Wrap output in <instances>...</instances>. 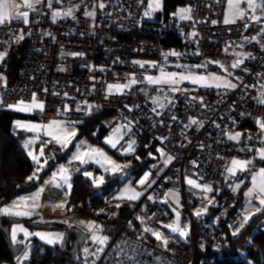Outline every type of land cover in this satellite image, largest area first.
<instances>
[{
	"label": "built area",
	"instance_id": "obj_1",
	"mask_svg": "<svg viewBox=\"0 0 264 264\" xmlns=\"http://www.w3.org/2000/svg\"><path fill=\"white\" fill-rule=\"evenodd\" d=\"M147 2L61 0L57 3L53 0L49 8L47 0H43L27 24L13 19L0 25V52L6 53L0 61V77H3L0 116L18 111L8 105L21 100L30 103L35 94L36 100L43 104V111L28 112L41 123L63 120L74 125L107 115L104 125L108 129L126 128L127 141L119 151L123 158L133 161L142 146L154 143L163 152L157 162L145 167L133 180L134 189L141 195L129 206L127 219L122 218L125 205L121 200L74 213L102 227L96 234L109 238L104 251L98 256L85 254V249L96 252L99 245L92 241L93 232L85 230L86 223L74 218L68 220L66 227L81 229L86 238L75 253L64 254L62 262L54 259L51 264H201V256L208 251L222 253L228 248L229 242L223 233L213 235L205 223L198 225L191 218L186 238L170 235L165 248L152 237L144 239L135 235L129 221L135 215L152 223H167L171 211L164 203L165 193L178 180L191 214L185 198L191 194L186 189L187 177L195 178L201 186L211 187L210 192L192 193L194 198L206 202L209 213L210 209L223 206L212 191L219 186L231 159L252 161L249 170L240 171L235 179V184L241 187H248L252 175L264 168V163L255 161L261 131L257 122H264V103H261L264 99V33H261L264 19L257 23L245 17L226 24L228 0H193L191 19L166 18L163 13L158 21L149 22L144 18ZM101 3L105 5L103 8L99 7ZM68 8L73 9L72 16L53 20V11ZM87 12L95 15L87 16ZM256 14L260 15L258 10ZM245 24L249 26L245 28ZM169 32L180 39L179 46L164 47L159 41L144 40L148 35L162 38ZM19 36L23 39L17 41ZM25 39L30 46L13 79L9 75L7 47ZM173 52L180 55H171ZM237 61L241 62L232 67ZM183 63L206 65L200 67L201 71L214 68L229 77L235 87L181 83V90L172 92L166 85L163 89L169 91V97L162 99L163 108L136 97L134 90L146 84L145 77L156 75L162 67L179 69L177 65ZM132 78L138 83L119 92L115 89L109 92L108 85L127 84ZM192 119L198 123L192 124ZM237 132L241 133V139L234 143L228 135ZM41 137L50 157L61 152L58 143L45 144L51 138ZM167 157L172 159L166 164ZM36 168L37 165L33 173ZM141 180L145 182L142 184ZM222 194L223 202L234 195L229 187ZM238 207L236 204L233 208ZM231 215L232 210H226L214 216V228L230 225ZM20 257L21 254L14 258L15 264Z\"/></svg>",
	"mask_w": 264,
	"mask_h": 264
},
{
	"label": "trees",
	"instance_id": "obj_2",
	"mask_svg": "<svg viewBox=\"0 0 264 264\" xmlns=\"http://www.w3.org/2000/svg\"><path fill=\"white\" fill-rule=\"evenodd\" d=\"M190 3L192 4V0H164L165 17L170 18L172 15H175L176 11L180 7H186L187 5H190ZM144 40L159 41L164 47H175L181 44L180 39H178L173 32H169L162 38H158L154 35H148L145 36ZM10 46L11 51L8 52L7 62L9 66V75L14 79L18 73V69L24 56L28 52L30 42L28 39H25L19 43L13 45L11 44ZM137 89L138 88H136L134 92L136 93V97L140 98L136 92ZM29 117L34 118L13 112H6L0 116V207L10 204L19 196L27 195L36 190L47 179V177H49L59 163L67 160L74 149V144H76L84 136H89V138L94 141H101L106 138L111 131L118 129H108L104 125L107 115L94 116L82 123L74 124L77 126L79 132L72 145L65 150L61 148V152L55 157H50V155L45 152L47 157L45 156L44 160H47L48 162L39 172V179L29 180L28 177L32 176L35 168V162L29 156L24 147V143L30 134L26 131H17L14 127V122L17 119H28ZM158 148V145L155 143L142 146L139 150L138 157L133 160L134 166H137L138 168L134 172L139 174L149 165V162H157L162 157L161 151H158ZM119 151L120 150H117L116 154L117 152L119 154ZM121 158L124 159L123 157ZM143 160L144 162L141 163ZM104 179V184L97 186L89 178H86L83 175H76L72 185V190L69 193L66 202L68 211H72L74 213L78 212V209L84 202H88V205L85 206L82 211L90 206H106L110 201L114 200L112 198L114 192L113 188L120 182V178L115 175L107 176ZM97 187H103V189L101 191L94 192ZM245 187L246 186H244L243 189ZM224 188H226V186L224 184V179L222 178L219 186L214 188V190L215 197L223 206H221L222 208L220 207L213 210L210 209L208 214H203L205 218L209 217V219H212V217L216 215L223 214L226 210H232V215L236 216L237 212L241 210L240 205L238 209L227 208V206L230 205V199L223 202L224 195L222 192ZM123 203L125 208L122 218L127 219L128 209L132 204H126L124 201ZM189 203L191 208L196 207V201L192 200ZM170 211L172 210L170 209ZM172 216L173 214H171V217ZM1 217L2 216L0 215V218ZM136 217L137 216L134 215L131 222V229L133 233L143 237L144 239H150L149 233L144 232L143 229L146 227V224L151 226L152 222L143 219V223H141L136 219ZM183 218L189 222L186 205ZM205 218H195V223L199 225ZM24 220L37 222L35 217L29 219L26 218ZM263 221L264 211L254 215L245 227L237 234V236H234V228L229 227V225H227L228 227L225 226L221 229H217L214 228V226L209 225L208 230L211 234L217 235L219 233H223L229 242V246L222 253H212L211 251H208L205 255L201 256V264H264ZM4 225H8V223H5ZM106 228H110V226H107ZM166 231L169 235H173L183 240L187 236V233L185 237H180L177 234L170 233L168 230ZM14 258L10 242L7 240V237L0 232V264H15ZM63 258L65 257L60 246L49 247L39 241H36L32 248V256L29 261L25 262V264H51L52 260L58 259L59 262H62L60 260Z\"/></svg>",
	"mask_w": 264,
	"mask_h": 264
},
{
	"label": "snow or ice",
	"instance_id": "obj_3",
	"mask_svg": "<svg viewBox=\"0 0 264 264\" xmlns=\"http://www.w3.org/2000/svg\"><path fill=\"white\" fill-rule=\"evenodd\" d=\"M43 0H0V25H4L8 22H10L13 19L16 20H22L25 24L28 23V18H29V10L31 11H36V5L42 3ZM52 2L53 0H47L48 7H52ZM57 3H60L61 0H56ZM241 4L246 5V7L242 8ZM27 9L24 11H20L21 7ZM105 5L101 3L99 5L100 8H103ZM160 7V0H149L148 4V9L149 11H145L144 15L149 16L151 14V11H155L159 9ZM228 9H229V14L226 15L224 23H234L237 19H244L245 17H248L250 20L254 22H261L262 19H264V0H228ZM257 10L261 12L262 15H257ZM191 8H181L175 13V15L179 16L181 20L184 19H191ZM249 13L251 15L249 16ZM73 14V9L68 8L66 11H53L52 12V18L55 21L57 18L60 17H66V16H72ZM87 16H94V12H87L85 13ZM215 23V22H213ZM249 25L245 24V28H247ZM261 33H264V27L261 28ZM195 35V34H193ZM17 41L20 39H23V36H19L16 38ZM247 39V38H246ZM252 39H255L253 37ZM171 55H176L179 56V53H170ZM6 55L5 52H0V61L3 60L4 56ZM71 55H79L78 53H71ZM168 54H166L167 56ZM241 61H237L232 65V67H237L238 64ZM209 63H219L218 61H209ZM141 67H144L143 64L140 65ZM177 67H187V66H181L177 65ZM197 67H206V65H200ZM223 68V65H221ZM227 71V69H224ZM0 80H3V77H0ZM145 80L149 84H167L169 85V91L175 92V91H180L181 89L179 88V85L183 81H189L193 84H199L203 87H235V85H231L228 81L222 80L221 77L216 76V75H209V76H204V75H196L194 73H167L163 69H161V74L157 77H151L147 76L145 77ZM211 82V83H210ZM138 81L135 78H132L129 83L127 84H115V85H108V90L111 92L113 89H115L117 92L122 91L125 88H129L132 84H136ZM162 90V89H161ZM2 103V101H0ZM153 103L157 104L158 107L163 108L164 104L160 102L159 97L155 98L153 100ZM261 103H264V99L261 100ZM9 108H15L16 110L20 111H30L32 109H39L43 111V104L39 103L36 100L35 94H33L32 101L30 103H25L24 101H19L15 105H8ZM91 105H89V108ZM68 108L67 106L65 107V111H67ZM79 110V108L77 109ZM131 110V109H130ZM153 111H156L154 108ZM192 124L198 123L195 119L191 120ZM259 124V127L261 129V132L264 133V122H257ZM17 127H24L27 130H36L40 131L41 129L44 130L45 135L49 136L51 139L46 141L45 144L51 143L55 141L56 143L61 144L62 147L66 148L69 143H71V139L75 137L76 131L74 128L69 129L65 124L61 121H50L47 125H20L17 123ZM115 132L119 133L120 129H115ZM241 137V133L237 132L235 134H229L228 138L233 141H239ZM29 143H32V141H29L26 143L25 147L28 146ZM107 143L111 144L113 148L116 147V143H114L111 139L107 141ZM134 143V141H133ZM83 144V142H81ZM128 150H132V145L129 144ZM161 151V150H158ZM29 156L33 159V161L37 164V168L35 172L33 173L32 176L28 177L29 180L33 179H39L38 173L43 169V167L47 164V160H44L41 162V157L44 155L43 147L40 148L39 154L34 155L32 152L28 153ZM161 154L163 155V152L161 151ZM257 154L260 157V159L264 160V148L257 149ZM99 155L103 157L109 164H113L114 162L111 161L109 158L104 156L102 152H100L99 149H89L87 152H79L75 153L72 157L73 161L79 160L82 163H86L87 160L84 159V157L88 158H93L94 156ZM171 157H167L165 163L167 164L168 162L171 161ZM252 164L251 160H238V159H233L230 162V165L227 167V172L231 175H235L237 171H247L249 170V165ZM119 167V166H116ZM67 169L64 168V166H61L58 170V173H53V181H45V183H51L55 181L56 176L59 174L60 178L63 180L64 183H67L68 181V176L66 175ZM88 175H91L90 173ZM147 177H145V180ZM252 187L247 190V192L244 193L246 197L249 198V205L252 204V198L255 196V199L257 201L258 206L255 207L254 212H249L247 215H244L243 221L240 223L239 227L243 228L244 225L251 219L255 213L264 211V168H261L258 172L254 173L252 175ZM102 182V180H101ZM144 180H141L140 183H144ZM187 183L192 186L193 188L201 189L205 192H210L212 189L208 185H203L201 186L199 183H197L193 179H188ZM57 187H60L61 185L59 183L56 184ZM70 187V185H69ZM240 185L237 184L234 188V191L236 188H239ZM44 191V188L41 187L39 188L35 193L29 195V196H21L18 197L16 201H13L11 205H8L4 208H0V213L5 214V215H31L32 210L35 208L39 207V198L41 193ZM126 193H130L128 195V198L131 200L137 199L141 193L135 192L133 189H126ZM167 197H171L174 199L175 203L179 206V199L176 196L175 193H166L165 194ZM123 198V196L121 197ZM149 199H152V197H149ZM164 203H167V200L164 201ZM209 203H212L211 200H209ZM119 206V205H118ZM59 208H63L64 205L60 204L57 205ZM103 211V210H101ZM175 211V210H173ZM207 208L203 209H198L195 214L197 216L201 215L203 212H206ZM176 219L173 221V224L171 225H162L161 227L167 228L170 233H175L178 234L180 237H185L186 236V231L179 226V220H180V213L175 212ZM151 217H149L150 219ZM136 219L143 223V218L137 216ZM83 223V222H82ZM129 226H132L131 221H129ZM88 229L93 232L92 235V241L94 244L99 245V247L96 249V252L94 253H89L88 249H85V254L86 255H96L98 256L99 253L104 251V246L108 242V237L107 236H101L97 235L96 233L102 231V227L100 225H96L94 223H89L87 225ZM22 230V229H21ZM144 232L150 233L157 241H161L163 246L166 248L168 244V239L164 236V234L159 231V230H154L150 227H145L143 229ZM238 231V230H237ZM15 234H16V229L13 230V240H15ZM234 235L236 232L233 233ZM25 235H28L25 232ZM36 235H40L41 238L43 239L44 236L43 234L37 233ZM53 241L51 239L48 240V243H52ZM24 259H27V254H25ZM131 259V258H130Z\"/></svg>",
	"mask_w": 264,
	"mask_h": 264
},
{
	"label": "rangeland",
	"instance_id": "obj_4",
	"mask_svg": "<svg viewBox=\"0 0 264 264\" xmlns=\"http://www.w3.org/2000/svg\"><path fill=\"white\" fill-rule=\"evenodd\" d=\"M160 1H164V0H160ZM186 7L187 8H190V7L192 8V4L190 3V5H187ZM181 8L182 7H180L179 9H181ZM177 11H176V13H177ZM258 13L260 15H262L259 10H258ZM228 14H229V9H228ZM172 16H175V15H172ZM9 51H11V46L7 47V52H9ZM182 66H187V67L186 68L185 67H181L180 69H172V68L162 67V69L164 71H167V73H185V74H188L190 72V73H194L196 75H204V76L216 75V76L221 77L222 80L228 81L232 85V81L230 80L229 77L220 74L215 69H212V68L210 70L203 69L201 71L202 68L197 67L198 65H194L192 63H183ZM185 82L191 83L189 81H185ZM191 84H193V83H191ZM196 85H199V84H196ZM157 97H159V100L162 103V99H165V100L168 99L169 91H167L166 89L165 90L163 89L162 92ZM153 104L155 106H158L155 103H153ZM19 111L20 110L15 111L13 113H19ZM19 114H23V113H19ZM24 115L31 116L30 114H27V113L24 114ZM31 117H33V116H31ZM56 121H61L69 129H70V126H71V128H74L75 131H78V128H77L76 125H72V124H70V123H68L66 121H63V120H56ZM118 135L119 134H117V132L111 131L110 134L106 138L101 140V141H96V140L94 141L91 138H89V136H84L81 140H79L76 144H74V149H73L72 153L69 155V157L67 158V160L59 163V165L53 170V172L45 180V181H53V173H58L59 168L61 166H64V168L67 169V173H66V175L68 176L67 183H64L63 180L60 178V176L58 174L56 176L54 182L46 184L45 181H44L36 190H34L33 192H31V193H29L27 195H23V196H29V195L35 193L39 188L43 187L44 191L40 195L39 206H43V201L47 205V203L50 202V199L59 201V200H61V198H62V200L68 198L69 194L66 195L65 192H67V193L71 192L72 185H73V182H74V178H75L76 175L77 176L78 175H83L84 177L89 178L91 181H93V183L97 184V186H98V185L104 184V182H105L104 178H106L107 176H115V175L119 174L124 168L133 166V161L132 160H130V159L127 160L125 158L122 159L121 158L122 156L120 155V153L118 154V152H117V154H116V151H117V148H118V144L120 143V139H121ZM40 136H44V137L50 138L49 136L45 135V133H42ZM75 138H76V135L73 138V140H71V143H69L66 148H68L70 145H72V143L75 141ZM27 139H26V141H28ZM109 139H111L114 143H116V147L115 148H113L111 146V144L107 143V141ZM42 142H43L42 137H40V143H41V146L43 147V143ZM81 142H83V144H81ZM66 148L62 147L63 150H65ZM89 149H99L100 152H102L104 154V156H106L107 158H109L111 161L114 162V165L113 164H109L103 157H101L99 155H96L93 158L84 157V159L87 160L86 163H82L79 160H76V161L72 160L73 155L75 153H77V151L83 153V152L89 151ZM43 151L45 153L44 148H43ZM46 155L47 154H44L43 156H46ZM41 162H42V157H41ZM148 164L150 165V164H152V162H149ZM36 165L37 164L35 163V167H36ZM116 166H119V167H116ZM89 173L91 175H88ZM137 175H138L137 172H131L128 175H124L122 178H120V182L118 184H116L114 186V188H113L114 192H113V195H112L113 197L112 198L114 200H122L126 204H133L134 202L139 200L140 196L137 199H135V200L129 199L128 195H130V193H126V191H125L126 189H133L135 192H137L134 189L133 185H132V182H133V180L135 179V177ZM101 180H102V182H101ZM57 183H59L61 186L57 187L56 186ZM69 185H70V187H69ZM166 193H175L176 196L179 199V206L175 203L173 198L167 197L165 195V200H167V205L172 210V212L174 214V217H173L172 222H171V219H170L167 222V224H161L160 223L159 226L161 227L162 225H171V224H173V221L176 219L175 212H179L180 213L179 226H180V228L184 229L186 231V233H187L190 230V224H189V222L187 220H185L183 218L184 217V210H185V202H184V198H183V195H182V192H181V188H179V187L178 188H174V189H171L170 191H167ZM212 193L215 196V190L214 189H213ZM189 195L192 196V194H189ZM122 196H123V198H121ZM16 200L17 199H15L14 201H16ZM200 200H202V199H200ZM203 201H205V200H203ZM12 203L13 202H11L8 205H11ZM229 204L230 205L227 206L228 209H231V208L235 207L236 204H239L240 207H241L240 200L237 198L236 194L233 196V198L232 197L230 198ZM4 207H6V205L3 206V207H0V208H4ZM196 207H195V210L193 212L194 220H195L196 217H198L195 214V212L198 209L207 208L206 202L196 203ZM46 208H47V206H46ZM173 210H175V211H173ZM186 210H187V213H188L187 207H186ZM43 213L44 212H43L42 209L37 212L38 216L42 215ZM60 213H62V212L55 213L56 214V217H55V221L56 222H53V221L49 222V220L47 218H44V217H40V220H38V222L42 223V224H49V223L53 224L54 223V225L58 229H53V230H35V229H31L24 222L15 223V224L12 225L11 231H10L12 243L13 244H22L23 245V250L21 252V257H20V260L18 261V264H25L26 261L30 260V258L32 256V248H33V246H34L36 241H39L40 243L45 244V245H47L49 247L60 246L62 244L64 238H65V230H62L60 228H63V229L66 228L65 226L69 223L68 220H71V219L75 218L76 221H83V222L86 223V225H88L89 223L96 224V222L94 220H92V219H85L82 216V214H76L74 216V212L67 211V210H66V212H63V214H60ZM206 213H208V208H207L206 212L202 213V215L206 214ZM0 215L3 216L5 214L0 213ZM231 216H233V215H231ZM235 225H236L235 216L230 217V225H229V227L236 228L237 225L236 226ZM146 227H150V228L155 230V226L153 227V226H150V225L146 224ZM161 228L163 230H165V229L168 230L167 228H165V229L163 227H161ZM243 228H239L238 231H237V228H236V231L234 229L233 233L234 232L239 233ZM14 229H16L15 240H13V230ZM85 230L90 231L88 229V227H86ZM25 232L28 235H25ZM37 233L43 234L44 238L42 239L40 235H36ZM49 239H51L53 242L52 243H48ZM25 254H27V259H24Z\"/></svg>",
	"mask_w": 264,
	"mask_h": 264
},
{
	"label": "crops",
	"instance_id": "obj_5",
	"mask_svg": "<svg viewBox=\"0 0 264 264\" xmlns=\"http://www.w3.org/2000/svg\"><path fill=\"white\" fill-rule=\"evenodd\" d=\"M160 7H159V9H157V10H155V11H151V14L149 15V16H145L144 15V18L147 20V21H149V22H156V21H158L160 18H161V16L163 15V13H164V1H160ZM148 4H149V0H148V2H147V7H148ZM37 6L38 5H36V8H37ZM182 8H185V7H182ZM191 8V7H190ZM24 10H27V9H25V8H23V6L21 7V9H20V11H24ZM146 11H149V9L147 8L146 9ZM36 13H37V10L36 11H31V10H29V16H35L36 15ZM145 13V12H144ZM175 17H179V16H177V15H175ZM195 65V64H194ZM180 69V68H179ZM211 68H208L207 70H210ZM212 69H214V68H212ZM165 72H167V71H165ZM161 74V72H159V73H157L156 75H154V76H151V77H157V76H159ZM182 83H187V82H185V81H183ZM148 84V85H147ZM189 84H191V83H189ZM167 84H149V83H147L146 82V84L143 86V87H140V88H138L137 90H136V92L138 93V96L140 97L139 99L140 100H142V101H144V102H146V103H148V104H153V100L157 97V96H159V94L162 92V90H163V87L164 86H166ZM147 86V87H146ZM162 89V90H161ZM154 105V104H153ZM158 107V106H157ZM32 110H37V109H32ZM19 113H23V114H30V112H28V111H19ZM17 123H19L20 125H47L48 123H41V122H39L38 120H36L35 118H28V119H17L15 122H14V127H15V129L17 130V131H26V132H28L29 134H30V136L28 137V141H26L25 143H24V147H25V145H26V143L27 142H29V141H32V143H29L28 144V146L27 147H25V149L27 150V152L29 153V152H32L34 155H38L39 154V151H40V148L42 147L41 146V143H40V135L42 134V133H45L44 132V130L43 129H41L40 131H36V130H27L26 128H24V127H17ZM73 125V124H72ZM70 129H72L71 128V126H70ZM120 129V132L119 133H117V134H119L118 136L121 138L120 139V143L118 144V148H117V150H121L123 147H124V145H125V143H126V141H127V138H126V135H127V132H126V128H119ZM42 132V133H41ZM78 132H79V130L78 131H76V136H77V134H78ZM74 138V137H73ZM73 138L71 139V140H73ZM240 139H241V137H240ZM240 139H239V141H240ZM259 140H260V148H264V133H262L261 131L259 132ZM233 141V140H232ZM239 141H233L234 143H237V142H239ZM59 144V143H58ZM60 146H61V144H59ZM40 146V147H39ZM61 148H62V146H61ZM259 148V149H260ZM159 150H161L160 148H158ZM162 151V150H161ZM45 154V153H44ZM44 158H45V156H43L42 157V162L44 161ZM233 159H238V158H233ZM233 159H231V161L233 160ZM238 160H242V159H238ZM230 161V162H231ZM255 161L256 162H259V163H264V160H262V159H260V157L258 156V154H257V158L255 159ZM230 165V164H229ZM45 167V166H44ZM43 167V168H44ZM260 170V169H259ZM258 170V171H259ZM257 171V172H258ZM240 171H237L236 172V174L235 175H231V174H229L228 172H227V170H226V172H225V175H224V177H223V179H224V184H225V186L226 187H229V188H231L232 189V191H233V193H235L236 195H237V198L240 200V203H241V210H239L238 212H237V214H236V216H235V221H236V225H237V230L240 228V227H238L239 225H240V223L243 221V217H244V215H247L249 212H254L255 211V207H257L258 206V204H257V201H256V199H255V196H253V198H252V204L251 205H249V198L248 197H246L245 195H244V193L245 192H247V190L249 189V188H251L252 187V180H251V182H250V185L248 186V187H245L244 189H243V187H239V188H236V190L234 191V188H235V186L237 185V184H235V179H236V177H237V175H238V173H239ZM188 179H193V180H195L196 181V179L195 178H193V177H187L186 179H185V181L187 182V180ZM197 182V181H196ZM97 185V184H96ZM181 188V185H180V180H178L177 182H176V184H175V187L174 188ZM173 188V189H174ZM186 189L188 190V191H190L191 192V194L192 193H197V192H201V191H203L202 190V188L201 189H197V188H193L192 186H190L188 183H187V187H186ZM181 192H182V195H183V190H182V188H181ZM65 194L66 195H68L69 194V192L67 193V192H65ZM234 194V195H235ZM233 195V196H234ZM23 196V195H22ZM192 196H193V194H192ZM192 196H190L189 194H186L185 195V198H186V200H187V203H188V206L190 207V203L189 202H191L192 200H194V201H196V203H202V202H200L198 199H196V198H193ZM233 196H232V198H233ZM19 197H21V196H19ZM66 198V197H65ZM17 199V198H16ZM68 199V198H67ZM67 199H64V200H62V198H61V200H59V201H56V200H52V199H50V202H48L47 203V205H46V203H44V201H43V206H39V207H37V208H35L34 210H32V214L31 215H27V216H25V215H20V216H17V215H3L4 217L5 216H11V217H15V218H22V219H29V218H36V220H37V222H38V220H40V217H44V218H47L48 220H49V222H56L55 221V217H56V214L55 213H59V212H62V213H60V214H63V212H66V210L68 211V209H67V207H66V202H67ZM60 204H63L64 205V207L63 208H59V207H57V205H60ZM192 204V203H191ZM7 206V205H6ZM45 206V207H44ZM46 206H47V208H46ZM1 207H3V206H1ZM197 208V207H196ZM43 210V214L42 215H40V216H38V214H37V212L39 211V210ZM190 209L194 212V210H195V207L194 208H191L190 207ZM262 212V211H261ZM258 213H260V212H258ZM258 213H255V215L256 214H258ZM171 214H173V212L171 211ZM2 216V215H1ZM2 216V217H3ZM254 216V215H253ZM252 216V217H253ZM173 217H174V214H173V216L171 217V222H172V220H173ZM205 218L202 214L200 215V216H198V217H196V218ZM251 217V218H252ZM209 217H207V219H208ZM213 218V217H212ZM47 221V220H46ZM248 223V222H247ZM246 223V224H247ZM54 224V223H53ZM245 224V225H246ZM263 224H264V221H263ZM209 225L210 226H212V224L211 223H209ZM209 225H208V227H209ZM235 225V226H236ZM245 225H244V227H245ZM12 227V226H11ZM236 228H234L235 229V231H236ZM155 230H159V231H161L163 234H164V236L167 238L168 236H170L169 235V233L167 232V231H165V230H163L160 226H159V224H157L156 226H155ZM263 231H264V227H263ZM237 234L238 233H236L234 236H237Z\"/></svg>",
	"mask_w": 264,
	"mask_h": 264
},
{
	"label": "water",
	"instance_id": "obj_6",
	"mask_svg": "<svg viewBox=\"0 0 264 264\" xmlns=\"http://www.w3.org/2000/svg\"><path fill=\"white\" fill-rule=\"evenodd\" d=\"M138 168L137 166L134 167H126L124 168L117 176L119 178L123 177L124 175H128L131 172L136 171ZM103 187H97L94 192L101 191ZM88 205V202H84L83 205L78 209V212H81L82 209ZM25 222L31 229L35 230H53V229H58L54 224L49 223V224H42L39 222H32V221H27L22 218H15L11 216H5L0 218V232L4 234L7 237V240L10 242V247L13 253L14 257H17L21 254L23 250V245L22 244H13L11 241V226L15 223H21ZM4 223H8V225L4 226ZM62 230H65V238L64 241L61 245V250L63 254L70 256L71 254L75 253L79 246L83 243L84 239L86 238V233L82 231L79 228H60ZM72 238L74 240L71 242ZM71 244V249L69 248Z\"/></svg>",
	"mask_w": 264,
	"mask_h": 264
},
{
	"label": "bare ground",
	"instance_id": "obj_7",
	"mask_svg": "<svg viewBox=\"0 0 264 264\" xmlns=\"http://www.w3.org/2000/svg\"><path fill=\"white\" fill-rule=\"evenodd\" d=\"M190 208V207H189ZM191 210V209H190ZM188 217H189V220L191 221V218H192V220L193 221H195L194 220V218H193V211L191 210V214H189V212H188ZM203 223H205V225L208 227V225H209V223H211L212 224V226H214L215 227V225H214V217L212 218V219H207V218H205V219H203L201 222H200V224H203ZM158 223H156V222H153L152 223V225L151 226H156ZM149 236H150V238L152 237L154 240H156L155 239V237H153L150 233H149ZM64 241V240H63ZM63 243V242H62ZM62 245V244H61ZM61 245H60V247H61ZM69 248L71 249V244H70V246H69ZM199 262H202L201 260H199Z\"/></svg>",
	"mask_w": 264,
	"mask_h": 264
},
{
	"label": "flooded vegetation",
	"instance_id": "obj_8",
	"mask_svg": "<svg viewBox=\"0 0 264 264\" xmlns=\"http://www.w3.org/2000/svg\"><path fill=\"white\" fill-rule=\"evenodd\" d=\"M5 224V223H4ZM5 226V225H4ZM74 240V238H72L71 242Z\"/></svg>",
	"mask_w": 264,
	"mask_h": 264
}]
</instances>
